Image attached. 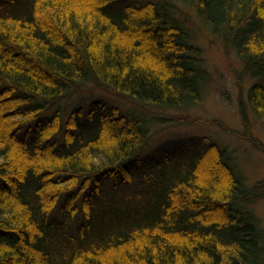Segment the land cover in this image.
I'll list each match as a JSON object with an SVG mask.
<instances>
[{
	"label": "trees",
	"instance_id": "16d2710c",
	"mask_svg": "<svg viewBox=\"0 0 264 264\" xmlns=\"http://www.w3.org/2000/svg\"><path fill=\"white\" fill-rule=\"evenodd\" d=\"M120 1L0 0V264H262L248 188L207 138L145 157L137 114L84 100L67 124L61 107L44 114L85 85L197 105L206 72L178 1L258 78L248 99L264 125V0ZM143 177L139 194L126 187Z\"/></svg>",
	"mask_w": 264,
	"mask_h": 264
},
{
	"label": "rangeland",
	"instance_id": "374dc122",
	"mask_svg": "<svg viewBox=\"0 0 264 264\" xmlns=\"http://www.w3.org/2000/svg\"><path fill=\"white\" fill-rule=\"evenodd\" d=\"M133 0H121L131 4ZM139 3L156 0H136ZM170 13L187 27L191 41L196 46L197 57L205 69L206 77L202 100L182 111H160L150 107H137L132 102L110 92L81 86L56 104L48 103L44 116L51 117L57 108L64 113L67 124L72 109L85 101L120 108L124 113L137 114L148 123V141L140 151L152 157L158 147L175 145L180 141L196 142L207 138L219 151L248 188L244 194L251 197L248 204L254 213L264 243V125L250 106L248 90L259 82L250 75L245 62L239 57L231 42L205 27L192 7L180 2L167 1ZM50 108V109H49ZM66 121V122H65ZM134 169H136L134 167ZM17 174L12 170L11 174ZM145 177L135 179L126 187L139 194L143 191ZM50 193V192H49ZM264 254V251H263ZM264 264V260L262 261Z\"/></svg>",
	"mask_w": 264,
	"mask_h": 264
}]
</instances>
